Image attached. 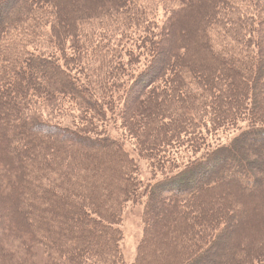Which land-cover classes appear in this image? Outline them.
<instances>
[{
    "label": "trees",
    "instance_id": "trees-1",
    "mask_svg": "<svg viewBox=\"0 0 264 264\" xmlns=\"http://www.w3.org/2000/svg\"><path fill=\"white\" fill-rule=\"evenodd\" d=\"M130 203L132 264H264V0H0V264H125Z\"/></svg>",
    "mask_w": 264,
    "mask_h": 264
},
{
    "label": "rangeland",
    "instance_id": "rangeland-1",
    "mask_svg": "<svg viewBox=\"0 0 264 264\" xmlns=\"http://www.w3.org/2000/svg\"><path fill=\"white\" fill-rule=\"evenodd\" d=\"M119 123L112 119L109 123V128H111V132L113 136L119 138L121 141L123 138L121 130H119ZM119 131V134L117 130ZM124 143L125 149L130 153L131 157L137 162L140 171V178L142 182L148 183L151 180V172L149 171L147 165L139 159L133 147L126 142V140L121 141ZM143 205H137L130 203L123 215V222L120 226L123 232V241L121 244V249L124 256L125 264H132L135 261L137 255V248L143 236ZM7 223V221H6ZM4 227V226H3ZM6 228V226L4 227ZM246 229L244 230V232Z\"/></svg>",
    "mask_w": 264,
    "mask_h": 264
}]
</instances>
